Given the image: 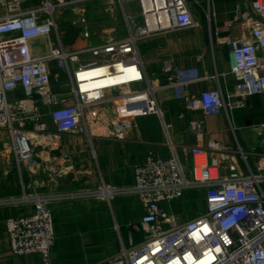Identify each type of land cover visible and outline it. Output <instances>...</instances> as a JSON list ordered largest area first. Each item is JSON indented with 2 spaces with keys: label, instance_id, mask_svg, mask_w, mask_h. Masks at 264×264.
<instances>
[{
  "label": "built area",
  "instance_id": "obj_1",
  "mask_svg": "<svg viewBox=\"0 0 264 264\" xmlns=\"http://www.w3.org/2000/svg\"><path fill=\"white\" fill-rule=\"evenodd\" d=\"M91 1L95 0H0V131L11 139L9 150L18 168H26L30 176L45 170L38 155L40 148L55 149L64 135L90 132L96 109L108 101L111 90L124 92L115 99L121 107L119 117L112 122L118 138L131 132L140 116L162 118L152 98L158 88L131 89L145 82L137 42L155 34L198 27L194 13L201 6L199 0H119L140 6L137 14L126 17L127 38L68 50L59 17L66 10L82 17L83 5ZM235 20L249 30V37L226 39L231 74L236 80L228 100L219 87L191 95L189 87L207 78L195 68L177 69L171 62L164 65L166 73L174 74L168 87L175 98L205 117L222 112L228 115L245 107L251 97L264 95V0L243 1ZM84 36L89 38V33L85 31ZM40 41L49 47L45 54L38 52ZM90 58L97 63L89 62ZM118 67H135L139 77L100 89H93L84 77L97 68H106V75L113 76ZM55 68L69 79L68 90H55L63 84L60 72L53 74ZM47 117L55 131L45 122ZM188 129L199 140L190 150L191 167L175 149L169 158H149L136 166L129 192L144 210L140 221L144 241L123 248L108 264H264V159L252 169L240 148L215 141L203 144L199 138L204 134V120L191 121ZM261 129L264 131V125ZM56 174L49 173L51 181ZM191 191L204 193L205 211L193 220L179 222L163 206ZM111 192L103 188L41 194L28 187L19 198L0 199V205L26 209L6 222L11 252L16 257H31V264H51L57 238L52 205L75 198L106 197Z\"/></svg>",
  "mask_w": 264,
  "mask_h": 264
},
{
  "label": "crops",
  "instance_id": "obj_2",
  "mask_svg": "<svg viewBox=\"0 0 264 264\" xmlns=\"http://www.w3.org/2000/svg\"><path fill=\"white\" fill-rule=\"evenodd\" d=\"M199 1L203 3L205 0ZM243 1L212 0L208 12L203 9L202 13L196 14L198 27L138 40L137 51L145 82L131 89L158 88L152 98L157 101L162 118L148 114L140 116L135 119V128L124 138H118L112 122L119 117L121 108L115 99L124 92L111 90L107 94L108 101L96 109V119L91 122L88 134L64 135L55 149H39L38 155L45 170L35 181L26 173L28 187L36 188L41 194H76L82 190L92 192L103 188L113 191L106 197L75 198L52 205L57 238L51 264H108L123 248L144 241L140 224L144 210L138 198L129 192L134 185L135 168L149 158H169L173 149L191 167L190 150L199 143L197 136L188 129L191 121L204 120V134L199 138L203 144L215 141L234 149L240 148L252 169L264 159V131L261 129L264 125V95L251 97L245 107L235 108L228 115L222 112L205 117L201 112L189 110L183 101L175 98L172 88L168 87L174 82V74L164 70L166 62H171L177 69L195 68L207 79L190 86L191 95L198 96L203 91L219 87L228 100L236 80L231 74L226 39L249 37V30L235 20ZM83 8L82 17L71 11L74 17L71 16L73 19L68 20L67 26L80 28V31L73 48L64 44L69 50L102 46L110 40L127 38L129 25L126 17L140 11L138 2L121 4L119 0H95ZM101 27L105 31H101ZM65 31L63 38L67 34ZM85 31L89 38L84 36ZM93 39L94 42L102 41L93 45L89 43ZM97 61L89 59V62ZM60 75L63 84L55 86L58 92L69 87L66 74L60 72ZM45 122L55 131L49 117ZM166 127H169L168 132ZM0 135V145L7 138L11 144L7 134ZM2 152L0 147V199L19 198L23 193L22 182L12 168L3 164L6 159ZM242 165L246 168L245 163ZM6 169L10 171L9 176L3 172ZM14 169L16 171V166ZM51 172L57 173L54 181L50 179ZM163 208L179 222L193 220L205 211L204 193L188 192L181 200ZM24 212V206L0 205V264H31L33 261L31 257H16L7 239V220Z\"/></svg>",
  "mask_w": 264,
  "mask_h": 264
},
{
  "label": "rangeland",
  "instance_id": "obj_3",
  "mask_svg": "<svg viewBox=\"0 0 264 264\" xmlns=\"http://www.w3.org/2000/svg\"><path fill=\"white\" fill-rule=\"evenodd\" d=\"M92 2V1H91ZM89 3V2H88ZM211 3V4H210ZM211 5H213L212 4V0H211V2H209V0H205L203 3L201 2V6H198L196 9H195V16H196V14L197 15H199L200 13H202L203 12V9L205 10V11H209V6H211ZM84 6V5H83ZM65 12V13H64ZM63 13V15L61 16V17H59V22L61 23L62 22V24H61V30H62V32L64 31V30H66L65 32L67 33H65L66 35H65V38H63V41H64V44H65V46L67 47V43L73 48V45H74V43H75V41L77 40V37H78V35H79V31H80V28H77V27H72V26H67L68 25V20L70 21V20H72L73 18H71V16L72 17H74V15H71V10H69V11H64ZM70 12V13H69ZM72 14H73V12H72ZM196 18V17H195ZM197 19V18H196ZM62 25H65V26H67L66 28H64V27H62ZM88 27L90 28V25H89V22H88ZM102 28V27H101ZM101 31H105V28H102L101 29ZM186 31V30H185ZM104 36V35H103ZM103 38V37H102ZM102 40H100V41H95L94 42V39L93 40H89V43H91L92 42V44L94 45V44H97L98 42H101ZM56 45V44H55ZM37 49H38V52L40 53V54H45L48 50H49V47L46 45V42H44V41H40V42H37ZM69 50V49H68ZM55 67V66H54ZM60 71L57 69V68H55L54 70H53V74H58ZM60 74V73H59ZM2 133H4L3 131H0V134H2ZM1 136V135H0ZM6 143V144H5ZM0 147H1V149H2V154H3V158H5L6 160L5 161H2L3 162V164H5L6 166H7V168H12V172L14 173V174H16V176H17V179H20L21 180V182H22V187L23 188H27L28 189V186H29V184H26V180H25V176H26V173L27 174H29L30 175V173H29V171L26 169V168H24V167H22L21 169H19L18 168V165H17V163L15 164V162H16V159H15V156H14V154L9 150V140H8V138H7V140H4V141H2V145H0ZM14 164H15V166H16V171H15V169H14ZM4 173H6L7 174V176H9V173H10V171H9V169H6L5 171H3ZM39 176V175H38ZM31 177V179L33 178V180L35 181V179H37V178H39V177H37V175L36 176H30ZM25 182H24V181ZM37 181V180H36ZM22 188V189H23ZM82 191H84V190H82Z\"/></svg>",
  "mask_w": 264,
  "mask_h": 264
},
{
  "label": "bare ground",
  "instance_id": "obj_4",
  "mask_svg": "<svg viewBox=\"0 0 264 264\" xmlns=\"http://www.w3.org/2000/svg\"><path fill=\"white\" fill-rule=\"evenodd\" d=\"M106 68H97L85 74L84 77L90 81L93 89L105 88L112 85H119L130 82L132 79L139 77V71L135 67L124 68L118 67V71L113 76L106 75ZM126 72V74H124Z\"/></svg>",
  "mask_w": 264,
  "mask_h": 264
}]
</instances>
